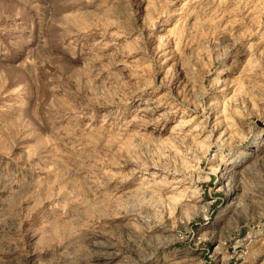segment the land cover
<instances>
[{
    "label": "rangeland",
    "instance_id": "1",
    "mask_svg": "<svg viewBox=\"0 0 264 264\" xmlns=\"http://www.w3.org/2000/svg\"><path fill=\"white\" fill-rule=\"evenodd\" d=\"M0 264H264V0H0Z\"/></svg>",
    "mask_w": 264,
    "mask_h": 264
},
{
    "label": "bare ground",
    "instance_id": "2",
    "mask_svg": "<svg viewBox=\"0 0 264 264\" xmlns=\"http://www.w3.org/2000/svg\"><path fill=\"white\" fill-rule=\"evenodd\" d=\"M226 171H228V170H226ZM218 247V246H217Z\"/></svg>",
    "mask_w": 264,
    "mask_h": 264
}]
</instances>
